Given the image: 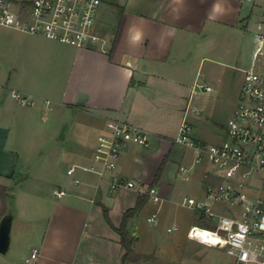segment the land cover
Returning <instances> with one entry per match:
<instances>
[{
    "label": "crops",
    "instance_id": "obj_1",
    "mask_svg": "<svg viewBox=\"0 0 264 264\" xmlns=\"http://www.w3.org/2000/svg\"><path fill=\"white\" fill-rule=\"evenodd\" d=\"M249 1L256 5L254 0H111L109 6L102 2L96 30L105 38L107 51L77 48L24 32L15 36L24 42L27 68L20 71L16 65V74L11 75L0 66V226L6 219L10 222L9 247L0 253L11 251V258L24 264L35 248L38 254L32 264H189L161 251L165 240L161 228L168 220L173 222L168 231L183 226L170 208L172 194L164 178L169 143H174L184 117L189 120L195 83L209 84L198 73L193 85V34L203 32L209 23L238 27L244 15L250 18L249 9L254 12ZM106 9L105 21L101 13ZM258 30L259 47L263 26ZM257 48L251 65L243 69V80ZM261 58L264 62V54ZM13 90L30 96L33 103L21 105ZM164 93H170L176 103L187 100L176 135L171 137L134 118L138 110L155 109ZM198 111V116L205 113ZM108 119L147 129L152 146L129 145L116 170L100 176L87 168L94 162L97 137ZM163 162V173L154 183ZM115 174L141 186L112 190ZM199 179L205 193L214 180L211 169L204 167ZM148 186L159 188L164 200L158 205L148 199L128 219L133 259L124 262L118 228ZM61 191L64 194L59 195ZM153 213H157L156 223L148 220ZM197 224L184 226L190 230ZM189 230L188 239L193 241Z\"/></svg>",
    "mask_w": 264,
    "mask_h": 264
},
{
    "label": "built area",
    "instance_id": "obj_2",
    "mask_svg": "<svg viewBox=\"0 0 264 264\" xmlns=\"http://www.w3.org/2000/svg\"><path fill=\"white\" fill-rule=\"evenodd\" d=\"M101 4L102 0H0V25L77 48L99 47L107 51L105 38L96 30ZM258 38L260 46L253 65L244 71L239 102L228 120L225 138L213 144L196 140L187 117L174 138L177 145L195 150V164L208 161L218 171L211 170L214 180L206 186L205 199L184 201L200 220H205L191 227L188 235L197 240L215 236L217 246L235 258L234 264H264V32ZM199 89L213 88L206 82H197L193 94ZM12 94L21 105L33 103L30 96L19 91L13 90ZM47 103L52 109L51 101ZM130 144L150 148L152 134L129 122L108 119L105 130L97 137L94 162L87 169L100 176L115 171ZM180 169L182 174L190 170L185 166ZM73 171L70 169L69 174ZM74 181L79 183L78 179ZM137 186L141 185L116 174L110 182L112 190ZM143 193L155 204L161 205L164 200L156 186H148ZM62 194L64 191L59 192ZM220 203L230 206L228 213L214 210ZM148 220L156 223L157 213ZM37 254L35 248L25 264H32Z\"/></svg>",
    "mask_w": 264,
    "mask_h": 264
},
{
    "label": "rangeland",
    "instance_id": "obj_3",
    "mask_svg": "<svg viewBox=\"0 0 264 264\" xmlns=\"http://www.w3.org/2000/svg\"><path fill=\"white\" fill-rule=\"evenodd\" d=\"M110 1L102 2L109 6ZM254 1L256 5L253 1H249L251 4H248L255 6L253 14L249 9L250 18L246 19L244 15L238 27L212 26L209 23L203 32L193 34V85L198 73L204 74L213 91L199 89L197 94H193L189 121L193 126V136L206 139L208 144L218 143L225 138L228 120L239 102L243 69L251 65L253 52L258 47V26L264 28V0ZM108 12L106 9L101 13L105 21L109 18ZM17 34L22 32L0 25V66L2 71L11 75L16 74L14 71L16 65L20 67V71L24 67L27 68L24 65L27 63L23 55L24 42L15 37ZM196 39L201 41L200 44L196 43ZM203 57L207 58L201 61ZM168 86L172 88L173 85ZM164 94V98L158 100L155 109L152 108L147 113L138 110L134 118L138 122H145L148 129L163 132L171 137L176 135L187 100L176 103L170 97V93ZM142 107L150 109L148 104H143ZM195 109H204L205 113L198 116L194 113ZM67 122L70 125L72 123L71 120ZM93 133L90 132V138L93 137ZM169 147L170 159L164 178L172 194L170 208L172 213L176 212L180 216L183 226L179 230L168 231L167 228L173 226V222L166 221L161 228L165 239L161 244V251L189 264H234L235 258L224 248L200 243L197 239L189 240L187 236L189 228L184 226L192 221L193 224L200 222L197 214L189 209L184 201L187 198L205 199L199 179L201 171L206 166L214 172L217 169L208 161L195 164L196 152L192 148L172 142L169 143ZM36 165L38 164H35V168ZM192 165L193 168L188 173L182 174L180 169L182 166L190 168ZM229 207L226 203H220L215 205L214 210L217 213H228ZM173 244L176 245L175 249L171 248ZM10 254L11 251L6 254L0 253V264H24V260L11 258Z\"/></svg>",
    "mask_w": 264,
    "mask_h": 264
},
{
    "label": "trees",
    "instance_id": "obj_4",
    "mask_svg": "<svg viewBox=\"0 0 264 264\" xmlns=\"http://www.w3.org/2000/svg\"><path fill=\"white\" fill-rule=\"evenodd\" d=\"M165 163L166 162H163L161 167L159 168L158 173L155 177L154 183H156L160 179V177L163 173L164 167H165ZM148 199H149V196L147 194L141 195L137 205L125 213L123 223H122L121 227L118 228V231L122 237L123 247L125 248V254L123 256L124 262H127V261L133 259V243H134V240L129 236V232L127 230V221L130 217L135 215L143 207V205L148 201ZM201 221H202V223H205V220H201Z\"/></svg>",
    "mask_w": 264,
    "mask_h": 264
},
{
    "label": "water",
    "instance_id": "obj_5",
    "mask_svg": "<svg viewBox=\"0 0 264 264\" xmlns=\"http://www.w3.org/2000/svg\"><path fill=\"white\" fill-rule=\"evenodd\" d=\"M10 239V222L4 220L0 226V252L4 253L8 250Z\"/></svg>",
    "mask_w": 264,
    "mask_h": 264
},
{
    "label": "bare ground",
    "instance_id": "obj_6",
    "mask_svg": "<svg viewBox=\"0 0 264 264\" xmlns=\"http://www.w3.org/2000/svg\"><path fill=\"white\" fill-rule=\"evenodd\" d=\"M204 234H207V233H204ZM200 240L210 242V243L214 244L215 246H217V238L215 236H205Z\"/></svg>",
    "mask_w": 264,
    "mask_h": 264
}]
</instances>
